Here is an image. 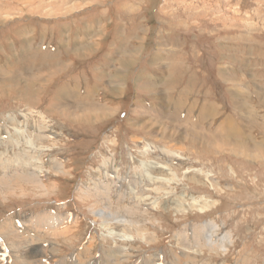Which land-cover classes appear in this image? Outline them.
<instances>
[{
  "label": "rangeland",
  "instance_id": "rangeland-1",
  "mask_svg": "<svg viewBox=\"0 0 264 264\" xmlns=\"http://www.w3.org/2000/svg\"><path fill=\"white\" fill-rule=\"evenodd\" d=\"M84 51L90 53L84 56ZM52 69L58 72L50 78ZM69 82L74 98L66 91ZM85 85L103 110L96 113L90 105L82 110L78 94ZM61 86L63 94V88L56 94ZM184 90L191 101L211 106L217 123L234 131L215 133L216 144L224 145L221 151L190 145L193 123L176 125L179 120L153 110L171 101L169 94ZM21 94L29 100H21ZM79 112L87 117L73 119ZM144 122H155L160 134H145ZM170 126L179 131L178 139H167ZM206 127L203 134L212 136L215 129ZM0 135V264H75L84 246L86 264H106L107 245L97 240L123 218L131 234L125 239L131 241L119 249L122 264H147L145 258L171 264L187 245L192 264H264V0H0ZM29 140L32 151L24 145ZM145 152L149 158L141 156ZM56 158L64 164L57 173L52 171L56 161L51 162ZM25 160H31L29 166ZM148 161L169 167L170 173L151 170L163 183L150 185L139 177ZM107 162L114 170L106 168ZM20 172L25 179L17 180ZM112 172L121 179L116 185L108 181ZM30 177L50 183L51 189L31 185ZM98 181L111 191V199L90 197L106 193L94 185ZM131 183L141 190L132 191ZM130 192L132 199L126 201ZM185 195L207 207L182 201ZM97 209L116 218H94ZM45 212L78 218L74 242H42L40 252H32L21 238L23 221ZM206 224L217 226L218 242L229 238L225 249L204 243Z\"/></svg>",
  "mask_w": 264,
  "mask_h": 264
},
{
  "label": "bare ground",
  "instance_id": "bare-ground-1",
  "mask_svg": "<svg viewBox=\"0 0 264 264\" xmlns=\"http://www.w3.org/2000/svg\"><path fill=\"white\" fill-rule=\"evenodd\" d=\"M191 5V4H190ZM30 7V6H29ZM3 8V7H2ZM240 34V33H239ZM77 36V35H76ZM63 46V45H62ZM77 47V46H76ZM11 48V47H10ZM95 49V48H94ZM86 50V49H85ZM95 51V50H94ZM75 52V51H74ZM88 53H90V51H88V52H85L84 51V53L82 54V55H86V54H88ZM76 55V54H75ZM77 56H80V55H77ZM74 57V56H73ZM79 58V57H78ZM76 59V58H75ZM83 59V58H82ZM89 59H90V57H89ZM87 61V60H86ZM134 62V61H133ZM70 64V63H69ZM74 64V63H73ZM112 67V66H111ZM180 69V68H179ZM56 72H58V71H56ZM55 73V72H54ZM3 74V73H2ZM6 74V73H5ZM50 78H51V76H49ZM97 77V76H96ZM73 78V77H72ZM246 78V77H245ZM6 79H8V78H6ZM48 79V78H47ZM4 81V80H3ZM114 81V80H113ZM103 82V81H102ZM225 83V82H224ZM76 86V85H75ZM82 86V85H81ZM98 87V86H97ZM113 87H116L115 85H111V88H113ZM173 88V87H172ZM177 88V87H176ZM64 89L65 88H63L62 89V94H63V92H64ZM87 88H86V85H85V89H83V90H80V92H79V94H78V100L79 101H81V102H83L82 103V110H85V109H88V108H83L84 106H91L90 108H89V110H92V109H95V111L94 112H99L100 110H103V109H101V108H105V106H104V104L103 103H97V102H95V101H92V97H93V95H94V93H90V91L91 90H86ZM92 89V88H91ZM94 89V88H93ZM114 89V93L115 94H118V92H119V89H118V87L117 88H113ZM241 89V88H240ZM18 90V89H17ZM106 90V89H105ZM117 90V91H116ZM74 91V90H73ZM173 91V90H172ZM77 92V93H78ZM154 92V91H153ZM73 93V92H72ZM158 93V92H157ZM61 93H60V95H62ZM114 94V95H115ZM161 94V93H160ZM158 95L157 94V97H160L161 95ZM175 94V93H174ZM173 93L172 94H169V99L171 100V101H166V104L164 103L165 102V100H164V102H162V103H159V106H157V108L156 109H153V110H157V112H158V114H159V116L160 115H165L164 117H169L170 119H171V121H175V120H179V123L178 122H176V125H188V124H190V123H193V128L192 129H189V131H191V137L189 136L188 137V139L186 140L188 143H190V145H197V146H199L201 149H203L204 151H206L207 153H210L212 150H215L214 152H216L217 150H222L223 149V147H224V145H222V144H220V145H222V146H220V145H218V144H216V143H218V142H216L215 140V138L214 137H216L217 138V136L215 135V133L216 134H219L221 131H226V132H228V133H233L234 131H232V130H229V127L227 128V129H225V128H223V126H221V124H223V123H217L218 122V120H217V118H215V116H213V114H212V107L211 106H207V107H205V104L204 103H201V102H196L195 100L194 101H191L190 100V93H187V90H184L182 93L180 92V93H177L176 95H174ZM186 94L188 95V96H186ZM85 95V96H84ZM155 95V94H154ZM72 96V95H71ZM80 96L82 97V99L80 98ZM117 96V95H116ZM163 96V95H162ZM73 98H74V96H72ZM197 98V97H196ZM240 98V97H239ZM20 99L21 100H24V101H28L29 100V97H28V95H26V94H24V95H22L21 94V96H20ZM76 99V98H75ZM162 100V101H163ZM181 100H183V102H181ZM77 101V100H76ZM97 101V100H96ZM175 101V102H174ZM93 102H94V104H93ZM100 104H102V105H100ZM243 104V103H242ZM28 106V105H27ZM149 106H150V104H149ZM239 106H240V104H239ZM238 106V107H239ZM197 108V110H196V108ZM240 107H242V106H240ZM214 108V107H213ZM216 109V108H215ZM215 109H214V111H215ZM243 110H244V108H243ZM212 111V112H211ZM234 111V110H233ZM58 112H63L64 113V115H62L61 117H64V119H67L66 117H68L67 115H69V114H65V113H67L65 110L64 111H62V110H60V111H58ZM83 112V111H82ZM107 112V111H106ZM135 112H137V111H135ZM85 113V112H84ZM103 113V112H102ZM156 113V112H155ZM214 113V112H213ZM218 113V112H217ZM92 114V113H91ZM146 114V113H145ZM81 113L79 112V114H76L75 115V117L73 118V119H77V120H83L82 118H85V117H87L85 114H83V116L81 115ZM147 115V114H146ZM184 116V121L182 122L180 119H179V116ZM247 115H248V113H247ZM71 116H73V114L71 115ZM77 116H80V117H77ZM142 116H143V114H142ZM149 116V115H148ZM253 116V115H252ZM4 117V116H3ZM97 118L98 119V115H95V114H92V116H91V118L93 119V118ZM100 117H102V116H100ZM152 117V116H151ZM154 117V116H153ZM218 117V116H217ZM229 117V116H228ZM7 118V117H6ZM5 118V119H6ZM14 118L15 117H13V118H11L9 121L10 122H12V121H14ZM145 118V117H144ZM208 118V119H207ZM230 118H232V117H230ZM229 118V119H230ZM243 118V117H242ZM91 119V120H92ZM146 119V118H145ZM165 119H167V118H165ZM170 119H168L169 121H170ZM252 119V118H251ZM26 120V119H25ZM34 120V119H33ZM68 120V119H67ZM140 120V119H139ZM150 120V119H149ZM148 120V121H149ZM225 120V119H224ZM4 121V120H3ZM15 122H16V120H15ZM93 122V121H92ZM155 122H156V119H155ZM155 122L154 123H150V122H144V125H143V132L145 133V134H149V135H157V134H160L159 132H157L156 130H157V127L155 126ZM206 123V124H205ZM160 125L158 126V128H160L161 126V128L162 129H166L165 127H166V125L165 124H162V123H159ZM231 124V123H230ZM3 125V124H2ZM27 125V124H26ZM206 125L208 126V127H211V128H213V129H215L214 130V132H213V135L212 136H206L205 134H203V132H207L208 131V128L206 127ZM17 126V125H16ZM31 126V125H30ZM189 126V125H188ZM242 126V125H241ZM33 128H35V130H41L40 128H36L35 126H33ZM132 129H134V128H132ZM210 129V128H209ZM134 130H136V129H134ZM205 130V131H204ZM15 132H16V134L17 135H21V134H23V131H20V130H18V129H15L14 130ZM212 131V130H211ZM163 132V131H162ZM178 132L179 131H177V130H175V129H173L172 128V126H170L169 128H167V133H166V135L169 137V138H167V139H173L174 137L176 138V139H178L177 138V134H178ZM185 133V132H184ZM223 133V132H222ZM227 134V133H226ZM241 134V133H240ZM9 135H10V133H9ZM1 136V135H0ZM3 136V135H2ZM25 138H30L31 139V136L30 137H28V134H26L25 133ZM158 136V135H157ZM162 136V135H161ZM161 136H160V138H161ZM180 136V135H179ZM219 136V135H218ZM235 136V135H234ZM4 137H5V135H4ZM19 137V136H18ZM33 137H35L34 139H35V141L37 142V141H39V143L42 141V137L41 136H33ZM151 137V136H150ZM184 137V136H183ZM236 137V136H235ZM11 139H13L12 137H10ZM24 138V137H23ZM24 138V139H25ZM141 138V137H140ZM146 138V137H145ZM182 138V137H181ZM23 139V140H24ZM33 139V138H32ZM137 139V138H136ZM162 139V138H161ZM14 140V139H13ZM23 140H22V142H23ZM181 140V139H180ZM1 141V140H0ZM34 141V142H35ZM157 141H158V139H157ZM160 141V140H159ZM7 142H10V141H8L7 140ZM18 142V141H17ZM134 142H135V140H134ZM155 142V141H154ZM186 142V143H187ZM198 142H200V143H198ZM33 143V142H32ZM31 143V141L29 140V141H25V143H24V145H26V146H28V147H30V149H31V146L33 145ZM133 143V142H132ZM159 143H161V142H159ZM158 143V144H159ZM167 143H168V141H167ZM173 143V142H172ZM9 144V143H8ZM15 144V143H14ZM32 144V145H31ZM36 144V143H35ZM34 144V145H35ZM136 144V143H135ZM153 144V143H152ZM146 145V144H145ZM173 146V145H172ZM184 146V145H183ZM41 147V146H40ZM56 147V146H55ZM150 147V146H149ZM155 147V146H154ZM157 147H158V145H157ZM13 148V147H12ZM53 148V147H52ZM170 148H172V147H170ZM199 148V149H200ZM15 149V148H14ZM19 149H21V148H19ZM23 149V148H22ZM29 149V150H30ZM153 149H155V148H153ZM158 149V148H157ZM177 149L179 150V151H181V152H185V149H181L180 147H177ZM225 149V148H224ZM52 150V149H51ZM50 150V151H51ZM59 150V149H58ZM159 150V149H158ZM158 150H156V151H158ZM172 150V149H171ZM170 150V151H171ZM18 151V150H17ZM16 151V152H17ZM20 151V150H19ZM30 151H32V149L30 150ZM34 151H37V150H34ZM34 151H33V154H34ZM56 151V150H55ZM127 151V150H126ZM147 151V150H146ZM155 151V150H154ZM191 151H193L192 149H191ZM14 152H15V150H14ZM15 152V153H16ZM29 152V151H28ZM56 152H58V151H56ZM165 153H167V152H169V151H164ZM172 152V151H171ZM8 153V152H7ZM19 153V152H18ZM32 153V152H31ZM156 153V152H155ZM194 152H192V154H193ZM21 154V153H20ZM25 154V153H24ZM27 154V153H26ZM25 154V155H26ZM180 154V153H179ZM195 154V153H194ZM234 154V153H233ZM145 155H147V158H149V154H148V152L146 153H144L143 155H141V156H145ZM174 155V154H173ZM191 155V154H190ZM0 156H1V154H0ZM17 156V155H16ZM16 156H14V157H16ZM24 156V155H23ZM153 156V155H152ZM159 156V155H158ZM161 156V155H160ZM211 156V155H210ZM220 156V155H219ZM12 157V156H11ZM20 157V156H19ZM101 157V156H100ZM167 157V156H166ZM180 157V156H179ZM244 157V156H243ZM11 159V158H10ZM59 158H56V159H52L51 160V162L53 163V160L54 161H56V164L54 165V166H52V171H54V172H58V170L59 169H61V167L64 169V164L62 163L61 164V162L62 161H59V162H57V160H58ZM14 160V159H13ZM32 160V159H31ZM31 160H25V165L24 166H26V164H28V166L30 165V162H31ZM149 160V159H148ZM179 160H182V157H181V159H179ZM8 162V161H7ZM14 162V161H13ZM17 162H19V161H17ZM16 162V163H17ZM35 162H36V160H35ZM34 162V164H36ZM50 162V163H51ZM138 163V162H137ZM156 163V161L155 162H153V161H148V163L147 164H144V167H141V168H144L143 170H145V172H146V174H144L143 175V173L141 172L140 173V178L142 179V181H146V184H158V183H163V180L161 179L162 177H159L160 175L158 174L157 176H153L151 173H153V172H151V170H157V169H159V170H161V172L162 171H166V172H168V170H169V167H167V166H165V165H158L157 163ZM21 164H22V162H21ZM34 164H32V165H34ZM135 164V163H134ZM53 165V164H52ZM139 165V164H138ZM141 165V164H140ZM107 166L108 167H106L109 171H112V170H114V167H113V164L111 165V163L110 162H107ZM11 168V167H10ZM13 168V167H12ZM54 168V169H53ZM135 168V167H134ZM139 168V167H138ZM57 169V170H56ZM139 170V169H138ZM200 170V169H199ZM10 171V170H9ZM13 172V171H12ZM15 172V171H14ZM100 172V171H99ZM98 172V174H102V173H99ZM159 172V171H158ZM174 172V171H173ZM194 172V171H193ZM196 172V171H195ZM201 172V171H200ZM17 173V172H16ZM21 173V172H20ZM43 173H45V172H42V174ZM52 173V172H51ZM168 173H170V172H168ZM189 174H190V171L188 172ZM205 173V172H204ZM42 174L40 173V175H35L37 178L36 179H38V178H40L41 176H42ZM179 174V173H178ZM185 174V173H184ZM199 174V173H198ZM208 174V173H207ZM206 174V175H207ZM24 175V173H21V176L19 177V176H17V180L18 179H25V178H22V176ZM27 174H25L24 175V177L26 176ZM59 175V174H58ZM170 175V174H169ZM174 175V174H173ZM191 175V174H190ZM205 175V174H204ZM145 176L147 177L146 179H145ZM185 176L186 175H184L183 176V178H185ZM208 176V175H207ZM204 177H206V176H204ZM30 178H32V179H30ZM30 178H28V179H30V184L31 185H33V186H35V185H37V186H39L40 184L41 185H43V188L44 189H48L49 188V190L51 189V184L50 183H44L43 181H38L37 182V180H35V179H33V177H30ZM100 178V177H99ZM108 178H109V182H111V183H113V185H116L117 183H119V182H121V179L120 178H117V173H111V174H108ZM123 178V177H122ZM129 178V177H128ZM186 178H187V176H186ZM12 179H13V177H12ZM178 179H179V177H178ZM177 179V180H178ZM181 179V178H180ZM179 179V180H180ZM128 180V179H127ZM169 180V179H168ZM208 180V179H207ZM2 181V180H1ZM13 181V180H12ZM12 181H10V182H12ZM21 181V180H20ZM107 181V182H108ZM124 181H125V179H124ZM128 181H130V180H128ZM127 181V182H128ZM203 181V180H202ZM201 180L199 181V182H202ZM25 182H27V181H25ZM99 182V181H98ZM98 182H93L94 183V185H101L100 187H102V188H104L105 189V191H106V193L105 194H103L102 195V193L101 194H99V195H97V196H95V195H90V197L92 196V197H98V199L99 200H101V199H111V195H110V193H111V191H109L108 193H107V189H106V187H104L103 186V184L102 183H98ZM106 182V183H107ZM123 182V181H122ZM137 182V181H136ZM182 182V181H181ZM194 182V181H193ZM205 182V181H204ZM204 182H202V184H204ZM18 183V182H17ZM17 183H14V186H15V184H17ZM124 183V182H123ZM130 183V182H129ZM138 183V182H137ZM137 183H134V184H130L131 185V189H132V191H134L135 192V190H137L139 187H138V184ZM141 183V182H140ZM143 183V182H142ZM172 183V182H171ZM174 183V182H173ZM209 183V182H208ZM212 183V182H211ZM13 184V183H12ZM11 184V185H12ZM20 184V183H19ZM47 184V185H46ZM21 185V184H20ZM109 185H111V184H109ZM126 185V184H125ZM124 185V186H125ZM129 185V184H128ZM144 185H145V182H144ZM186 185V184H185ZM209 185V184H208ZM30 186V185H29ZM117 186H121V183H120V185H117ZM123 186V187H124ZM147 186V185H146ZM8 187V186H7ZM21 187V186H20ZM149 187V186H148ZM152 187V186H151ZM156 187V186H155ZM198 187V186H197ZM12 188V187H11ZM16 187H14V189H15ZM24 188V187H23ZM83 188V187H82ZM122 188V187H121ZM130 188V187H129ZM207 188H208V186H207ZM123 189V188H122ZM121 189V190H122ZM140 189V188H139ZM141 190V189H140ZM5 191V190H4ZM10 191V190H9ZM19 191V190H18ZM104 191V190H103ZM126 191V190H125ZM130 191V190H129ZM12 192H13V190H12ZM16 192V191H15ZM121 192V191H120ZM128 192V191H127ZM142 192V191H141ZM22 194H23V192H21ZM118 193H119V191H118ZM117 193H115V194H113L114 196L116 195ZM164 194V193H163ZM162 194V195H163ZM24 195V194H23ZM117 195H119V194H117ZM127 194L125 193V196H126ZM168 195V194H167ZM166 195V196H167ZM111 196V197H110ZM124 196V197H125ZM132 196H133V193L132 192H130L129 194H128V196H126L125 197V199L127 198V200L126 201H130L131 199H132ZM165 196V195H164ZM90 197H87V198H90ZM118 196H116V197H114V198H117ZM195 197V196H194ZM194 197L193 198H191L190 196H182V197H180L181 198V200L182 201H187V202H189V200L191 201L190 203L194 206V207H197L199 204L201 205V207H203L204 209H205V207H207V204H205V203H201L202 201L201 200H197V199H194ZM199 197V196H198ZM84 198V197H83ZM162 198V197H161ZM190 198V199H189ZM197 198V197H196ZM82 199V198H81ZM91 199V198H90ZM113 199V198H112ZM120 200H124V199H121V197L119 198ZM140 199H142V198H140ZM145 199V198H144ZM202 199V198H201ZM168 200V199H167ZM179 198H177L176 200H175V202L176 203H178V202H180L181 201ZM207 200V199H206ZM209 200V199H208ZM118 201V200H117ZM116 200L114 201V202H117ZM81 202V201H80ZM99 202H101V201H99ZM98 202V203H99ZM122 202V201H121ZM121 202H119V203H121ZM124 202H125V200H124ZM132 203H133V201H132ZM148 203H150V204H152L154 207H155V202H150V201H148ZM102 204V203H101ZM137 204V203H136ZM141 204V203H140ZM96 205V204H95ZM102 205H104V204H102ZM119 205V207H120V204H118ZM125 205V204H124ZM128 205H129V202H128ZM131 205V204H130ZM129 205V206H130ZM117 206V205H116ZM128 206V207H129ZM187 206V205H186ZM210 206V205H209ZM107 207V206H106ZM108 207H110L109 205H108ZM118 207V208H119ZM126 208L125 206H124V208H126V210H128L129 208ZM177 207V206H176ZM184 207V206H183ZM211 207V206H210ZM104 208V207H103ZM179 208V207H178ZM187 208V207H186ZM111 209V208H110ZM121 209H123V206L121 207ZM216 209V208H215ZM188 210V209H187ZM198 210V209H197ZM201 210H202V208H201ZM96 211H98L97 213H96ZM110 211V210H109ZM180 211V210H179ZM191 211V210H190ZM116 212V211H115ZM117 212H118V210H117ZM181 212V211H180ZM46 213V212H45ZM132 213V212H131ZM93 216H94V218H96V215H98V218H100V220H102V221H107L108 220V218H116L111 212H108V210L106 211H104V210H99V209H97V210H95L93 213ZM136 214V213H135ZM199 214V213H198ZM112 215L114 216V217H112ZM28 217V216H27ZM9 219V218H8ZM76 219H78V218H72V216L70 215L69 217H65V218H62L59 214H58V212H53V213H51V214H36V216L35 217H30L29 219H27V220H25V221H23V223H24V231L22 230V231H20L21 232V238L23 237L24 239H25V241L27 242V241H29L28 242V246L29 247H33L32 248V252H34V251H37L38 250V252H40V250L39 249H37V248H40V246H41V243L43 242V243H46V242H51V240H58V239H61V240H74V235H75V233H76V228H77V220ZM97 220H99V219H97ZM134 220V219H133ZM5 221V220H4ZM114 221V220H113ZM108 222V221H107ZM132 222V221H131ZM130 222V223H131ZM5 223V222H4ZM109 224H110V222H109ZM116 224L117 225H114V227H113V224H110V227H111V230L110 229H107V228H105L106 229V231H108V236H105V237H103V239H102V237H101V239L99 240H97V243H101V244H104V245H107V250H106V252H107V254L105 255V262H106V264H122V260H123V256H122V253L119 251V249H121V248H124V249H126L127 248V246L128 247H130V244H128V242H130L131 240H130V238L128 239H125L127 236H130L129 235V233H130V231H129V227L127 228V227H125L127 224H129V222H128V220H126L125 218H123L122 219V221H119L118 220V222H116ZM132 224V223H131ZM9 225H10V223H9ZM118 225H122V226H118ZM133 225V224H132ZM136 225V224H135ZM195 225V224H194ZM7 227H9V226H7ZM22 227V226H21ZM122 227V228H121ZM118 228V229H117ZM134 228V227H133ZM133 228H132V232H133ZM1 229H3V228H1ZM9 229V228H8ZM8 229H7V231H8ZM22 229V228H21ZM17 230V229H16ZM116 231V230H118L119 231V235H116L115 234V232H113V231ZM202 230H203V232H204V237L202 236V239H203V241H204V243L206 244V242L207 243H209L210 245L211 244H219V246H220V250L221 249H225V247H226V245L228 244V242H231L230 240H229V238H227V239H225V242H223V238H221V240L218 242V239L216 238V236H215V232H216V230H217V226L215 225V224H206V225H204V226H202ZM10 231H11V229H10ZM13 231V230H12ZM138 231V230H137ZM144 231V230H143ZM2 232H4V230L2 231ZM139 232V231H138ZM201 232V231H200ZM148 233V232H147ZM3 234H5L6 235V233H3ZM14 234V233H13ZM16 234H17V232H16ZM15 234V235H16ZM20 234V233H19ZM121 235H122V238H121ZM18 236H20V235H18ZM112 236V237H111ZM133 236V235H132ZM116 237H118V238H116ZM131 237V236H130ZM201 237V236H200ZM218 237V236H217ZM99 238V237H98ZM109 238H112V239H109ZM147 238H149V237H147ZM226 238V237H225ZM23 239V240H24ZM194 239V238H193ZM110 240V241H109ZM196 241V240H195ZM72 242H74V241H72ZM181 242V241H180ZM227 242V243H226ZM39 243V244H38ZM177 243V242H176ZM179 243V242H178ZM64 244H66V243H64ZM118 244V245H117ZM181 244V243H180ZM182 244H185L184 242L182 243ZM12 245V244H11ZM187 245V244H186ZM27 246V247H28ZM96 246V245H95ZM94 246V247H95ZM183 246V245H182ZM195 246H196V244H195ZM25 247V246H24ZM178 247V246H177ZM180 247V246H179ZM188 245L185 247V249H184V251L181 249V248H184V247H181L180 249L182 250V252H181V254H180V256L179 257H181V258H178L177 256V254H175V255H173V261H172V263L171 264H189V263H191L192 264V262L194 261L193 260V258H190L189 256H187V249H188ZM197 247H199V246H196V248ZM201 247V246H200ZM13 248V247H12ZM14 249V248H13ZM15 249H16V246H15ZM88 249V247L86 246H84L83 247V250H81V251H77L78 253H77V255H76V260H75V264H86V260H89L88 259V255L85 253L86 252V250ZM116 249V250H115ZM17 250V249H16ZM27 249H25V251H26ZM189 250V249H188ZM28 251V250H27ZM178 251V250H177ZM195 251V250H194ZM197 251V250H196ZM13 252V251H12ZM17 252H19L18 250H17ZM104 252V251H103ZM189 252V251H188ZM202 252V251H201ZM24 253V252H23ZM76 253V252H75ZM128 253V252H127ZM126 253V254H127ZM192 253V252H191ZM41 254H42V252H41ZM191 255V254H190ZM198 255V254H197ZM47 255L46 254H43V257L45 258ZM101 256H102V254H101ZM117 256H118V258H119V260L117 261ZM27 257V256H26ZM54 257V256H53ZM58 257V256H57ZM98 257V256H97ZM56 258V257H55ZM63 258V257H62ZM53 259V258H52ZM24 260V259H23ZM99 260H100V258H99ZM90 261V260H89ZM146 262L147 264L148 263H150V264H154L149 258H145V259H143V262ZM24 262V261H23ZM96 262V261H95ZM176 262V263H175ZM73 263H74V261H73ZM72 263V264H73ZM38 264V263H37ZM41 264V263H40ZM60 264V263H59Z\"/></svg>",
  "mask_w": 264,
  "mask_h": 264
},
{
  "label": "crops",
  "instance_id": "crops-1",
  "mask_svg": "<svg viewBox=\"0 0 264 264\" xmlns=\"http://www.w3.org/2000/svg\"><path fill=\"white\" fill-rule=\"evenodd\" d=\"M55 71H58V69L57 70H54V69H52V70H50L49 72H47V75H48V77L49 76H51L50 74H53ZM56 77H58V76H56ZM55 77H53V79H54ZM28 81H29V76L27 75V76H25L24 77V79H23V87H26L27 86V83H28ZM21 83V82H20ZM71 82H69L68 84H67V88H66V91L67 92H73V86H70L69 87V84H70ZM69 87V88H68ZM62 88H64V87H58V88H56L55 90H54V92L56 93V94H58L59 93V91L62 89ZM71 95H72V93H71ZM56 97V96H55Z\"/></svg>",
  "mask_w": 264,
  "mask_h": 264
}]
</instances>
